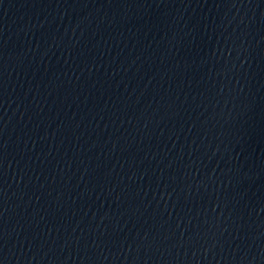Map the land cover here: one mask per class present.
I'll list each match as a JSON object with an SVG mask.
<instances>
[{"label": "water", "instance_id": "obj_1", "mask_svg": "<svg viewBox=\"0 0 264 264\" xmlns=\"http://www.w3.org/2000/svg\"><path fill=\"white\" fill-rule=\"evenodd\" d=\"M0 264H264V0H0Z\"/></svg>", "mask_w": 264, "mask_h": 264}]
</instances>
